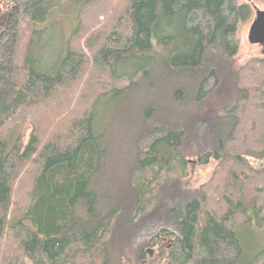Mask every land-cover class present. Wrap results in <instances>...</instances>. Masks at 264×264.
Returning <instances> with one entry per match:
<instances>
[{
  "label": "trees",
  "instance_id": "trees-1",
  "mask_svg": "<svg viewBox=\"0 0 264 264\" xmlns=\"http://www.w3.org/2000/svg\"><path fill=\"white\" fill-rule=\"evenodd\" d=\"M77 2L53 64L40 54L47 24ZM18 3L0 43V264H264V248L243 262L235 232L264 227V57L233 62L248 4ZM137 76L168 101L141 110L112 193L97 180L110 151L97 108ZM188 157L214 167L181 193Z\"/></svg>",
  "mask_w": 264,
  "mask_h": 264
},
{
  "label": "rangeland",
  "instance_id": "rangeland-1",
  "mask_svg": "<svg viewBox=\"0 0 264 264\" xmlns=\"http://www.w3.org/2000/svg\"><path fill=\"white\" fill-rule=\"evenodd\" d=\"M237 2L246 3L250 8L249 15L239 21L236 33L238 52L233 62L239 66L248 59L258 56L264 57L259 45L249 44L247 41L248 27L254 16L253 7L264 10V6L259 0H237ZM78 5L79 2L75 5L67 3L52 14L51 21L47 24L51 32L48 31L45 36L44 50L40 53L42 57H45V60H50L55 64L63 56L65 41L71 36L77 25L76 10ZM133 83L131 88L121 96L106 97L97 108L98 126L103 130L105 141L110 149L97 180L112 193H115L118 182L121 183L124 173L130 169L129 166L133 165L132 141L140 125L139 114L141 110L153 101L160 106H164L168 101V96L165 93L152 89L153 87L141 77H135ZM211 105L215 106L213 99ZM17 131L21 132L20 129L15 130V132ZM22 134L23 139H27L28 131H24ZM213 167L214 162L211 159L202 164L197 162L196 157H188L184 169L181 167L176 169L177 178L173 184L181 193L193 192L208 180ZM166 195L167 192L163 197ZM235 232L243 249V262L264 248V227H237ZM146 249L144 250V258L148 254L150 255ZM152 257L153 254L147 258L151 259Z\"/></svg>",
  "mask_w": 264,
  "mask_h": 264
},
{
  "label": "flooded vegetation",
  "instance_id": "flooded-vegetation-1",
  "mask_svg": "<svg viewBox=\"0 0 264 264\" xmlns=\"http://www.w3.org/2000/svg\"><path fill=\"white\" fill-rule=\"evenodd\" d=\"M18 7V0H0V43L2 41V36L6 34L7 29L11 26V21L16 14L15 12H18ZM163 243L166 244L168 242H166L164 238L153 242L155 247L149 248L151 249V253L154 255L155 250Z\"/></svg>",
  "mask_w": 264,
  "mask_h": 264
},
{
  "label": "water",
  "instance_id": "water-1",
  "mask_svg": "<svg viewBox=\"0 0 264 264\" xmlns=\"http://www.w3.org/2000/svg\"><path fill=\"white\" fill-rule=\"evenodd\" d=\"M254 16L248 27L247 31V41L249 44H257L261 47V54L264 55V10L254 8ZM146 252H150L149 257H151V250L146 249Z\"/></svg>",
  "mask_w": 264,
  "mask_h": 264
}]
</instances>
